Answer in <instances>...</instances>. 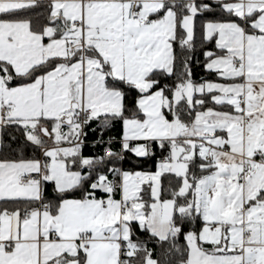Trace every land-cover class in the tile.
<instances>
[{
    "label": "snow or ice",
    "instance_id": "6c2138e0",
    "mask_svg": "<svg viewBox=\"0 0 264 264\" xmlns=\"http://www.w3.org/2000/svg\"><path fill=\"white\" fill-rule=\"evenodd\" d=\"M152 243L264 264V0H0V264H162Z\"/></svg>",
    "mask_w": 264,
    "mask_h": 264
},
{
    "label": "trees",
    "instance_id": "16d2710c",
    "mask_svg": "<svg viewBox=\"0 0 264 264\" xmlns=\"http://www.w3.org/2000/svg\"><path fill=\"white\" fill-rule=\"evenodd\" d=\"M202 41V35L199 29H197V47L193 50L192 53H190L192 59H191V71L193 74V79L199 81L201 77L204 78H214V74L206 71L203 67L204 64V57H203V50L204 49H210L213 47V40L209 42H204L201 44ZM177 54L180 55L179 49H177ZM171 82V81H168ZM120 131L119 126L114 127L111 129L109 132L105 133V138H107L108 135H113L115 136L118 132ZM98 134V133H97ZM89 138L94 139L96 134H93L90 130L88 132ZM154 155L146 157V158H138L135 156L133 153H127L126 158L123 161V168L125 169H130V170H144L151 168V170H155V162L156 158L161 155V149L153 143L152 145ZM85 153L87 154L90 151V148H85L84 149ZM170 174H162L161 176V181L162 184L166 185L168 183V178ZM47 193L46 195L50 199H55V194L52 191V185L49 184L47 186ZM139 236L142 238L145 236L143 232L137 233ZM150 247L156 248V252H154V256L159 257L161 259V262L163 264L164 260V255H165V247L166 246H157L155 243H152L149 245Z\"/></svg>",
    "mask_w": 264,
    "mask_h": 264
},
{
    "label": "crops",
    "instance_id": "0c3cea01",
    "mask_svg": "<svg viewBox=\"0 0 264 264\" xmlns=\"http://www.w3.org/2000/svg\"><path fill=\"white\" fill-rule=\"evenodd\" d=\"M214 44H215V41H214V39H213V47L212 48H210V49H213L214 48ZM142 142V141H141Z\"/></svg>",
    "mask_w": 264,
    "mask_h": 264
},
{
    "label": "built area",
    "instance_id": "2783aa9c",
    "mask_svg": "<svg viewBox=\"0 0 264 264\" xmlns=\"http://www.w3.org/2000/svg\"><path fill=\"white\" fill-rule=\"evenodd\" d=\"M160 158H162V155H159ZM111 178V177H110Z\"/></svg>",
    "mask_w": 264,
    "mask_h": 264
}]
</instances>
